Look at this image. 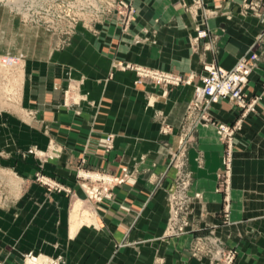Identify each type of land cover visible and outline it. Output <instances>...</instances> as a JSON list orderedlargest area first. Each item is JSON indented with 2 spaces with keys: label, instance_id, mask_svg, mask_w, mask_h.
<instances>
[{
  "label": "crops",
  "instance_id": "obj_1",
  "mask_svg": "<svg viewBox=\"0 0 264 264\" xmlns=\"http://www.w3.org/2000/svg\"><path fill=\"white\" fill-rule=\"evenodd\" d=\"M128 1L139 12L132 31L97 24V34H80L63 48L51 45L45 31L10 16L14 52L7 59H18L12 64L19 69L20 89L14 110L0 115V165L14 173L21 188L12 206L0 209L2 264H26L22 255L30 252L64 255L63 264H200L191 247L210 225H217V234L236 248L237 264H264V60L246 87L249 98L263 99L235 138L228 221L222 216L223 194L217 191L225 144L215 127L199 126L188 164L193 172L189 194L201 197L193 201L190 231L167 238L166 189L175 175L170 151L178 147L193 85L137 83L135 71L114 68L120 60L200 77L204 62L214 60L231 69L243 55L264 53V5L256 17L241 14L242 0H204L197 9L189 7L195 0ZM207 7L218 11L208 19L215 52H194L190 41ZM212 112L219 122L231 124L242 109L223 99ZM162 125L170 131L163 134ZM112 133L114 147L106 152L99 139ZM200 153L203 165L197 162ZM82 157L86 168L123 172L128 181L114 187L112 197L87 199L77 179ZM38 171L89 202L94 226L82 228L81 222L75 227L71 197L47 192L34 179ZM166 172L168 179L159 188L154 177ZM86 234L93 237L89 250L82 246ZM31 264L41 263L32 259Z\"/></svg>",
  "mask_w": 264,
  "mask_h": 264
},
{
  "label": "rangeland",
  "instance_id": "obj_2",
  "mask_svg": "<svg viewBox=\"0 0 264 264\" xmlns=\"http://www.w3.org/2000/svg\"><path fill=\"white\" fill-rule=\"evenodd\" d=\"M10 1L12 4H14V2L15 3L19 2L18 3L19 7L22 9H29L27 11H29L30 15L27 17V15H24L26 11L22 12L20 10L13 9L9 5H6L5 2H9V0L0 1L1 9L7 11V12L5 11L0 12V115L2 114L8 115L11 113L12 110H14L15 108L14 106L17 104L19 98V89H20L19 69L17 66L12 64L11 59H7L8 57H12L14 52L10 44V39L12 37L11 30H13L11 28V23L13 20H11L10 22L11 19L10 16L13 17L12 19L16 18L18 22L23 26H29L32 28L45 31L46 33H48V35L51 38V45L54 43L56 44L55 45L56 47L63 48L66 46H70L74 42L75 37L80 34L82 35L85 34L86 32H92L94 34H97V32L99 31L98 28L96 27L97 24H103V25L115 24L117 27H119L121 33H128L129 31L133 30L132 27L133 22L137 20L139 15L137 4L128 0H10ZM120 1L127 3L129 5V10L131 8H133L134 10L132 12L127 11L125 15L120 14L119 13ZM247 2L248 0H242L241 11H240L241 14L244 16L254 15L256 17H259L254 13H251L250 11L246 10L247 7L245 6V4H247ZM261 2H262L261 4L262 7V5H264V0H261ZM192 6L196 7L197 9L199 7H203L204 5L197 4V0H195L194 3H192L189 7ZM207 10H212V8L207 7ZM217 14L218 13H216L215 15ZM194 15L197 16L198 13H195ZM212 16L214 15H211L210 17ZM210 17L205 18L203 14L202 15V18L204 19L203 23L199 25L202 27L203 26L207 27V29H209L208 38H203V39L199 38L200 29L199 27L195 28L196 33L190 41L192 51L194 52L200 51V49H204V50L209 49L210 51H214L213 45H216V38L210 32L211 29L208 24V19ZM128 19L130 21L127 24ZM263 36L264 33L260 37V39ZM203 40H208V42L204 43ZM258 54L260 58L257 61V66L255 67V69L259 67L260 61L264 60V53H258ZM210 62L216 64L214 60L205 61L203 64L204 73L200 77H198L196 74L190 76H182L180 74L167 71L165 69L151 68L168 74H173L174 76H180L182 78V82L179 85H184V84L193 85V96L188 102L186 108L184 123L182 125L183 132H181L178 147L176 150L170 151L171 158L169 161V167H173L175 169V175L173 177L172 185L166 189V198L169 209V216L167 219L166 227L163 231V238L181 236L190 231L192 226L191 215L193 212V201L194 199L200 198L201 193H197L194 196L189 194V190L193 182V172L189 168L188 152L189 149L193 147L196 143L197 129L199 126H213L217 130V124L222 123L219 122L213 115L212 112L213 105H212L209 110L212 114V121L210 123L206 124V122L203 119H200V122L196 124V126L191 125V122L193 121L194 118H197V116L199 115L202 116V114L199 111L193 110L191 109V107L197 98V89L199 88L202 82V77L205 74V68H204L205 63H210ZM122 64L130 65V67L123 69V66H121ZM138 66H142V65L133 64L130 62L123 63L120 60H117L114 64V68H119L118 70L129 69L135 71V68ZM144 81H150L155 84L166 85V86L167 85L179 86V85L166 84L164 82L158 83L156 80L150 78H146L142 82ZM255 98L259 99L257 103H259V101L263 99L261 95H258L249 98V102H251ZM244 111L245 109H242L240 116ZM244 123L245 121L243 122L241 129L239 131H236L232 139L223 138L219 135L220 139L225 144V153L223 157V165L219 169L217 175L218 178L217 191L223 194L222 216L223 219H225V222L228 221L227 215L230 210V202L232 201L230 195L231 185L230 184L228 185V177H227L228 169H226L227 164L225 162L226 161L228 162V158H229L228 150L230 144L233 143V148H232L233 152H232V156L230 157L232 160L231 166L233 168V163L235 159V148H236L235 138L237 133H239L243 129ZM161 130L163 134H166L167 132L170 131V127H168L167 125H162ZM109 135L113 136V146H112L113 148L115 135L113 133ZM107 136L108 135L103 136L99 139L100 145L102 146L103 150L106 152L112 149L106 146L105 141ZM0 156H3L2 153H0ZM197 162L199 165H203L204 157L202 153L199 154L197 158ZM86 163H87L86 157H82L81 158L82 165L77 171V179L79 183L82 185L85 193L87 194V199L102 201L106 197L107 198L112 197L114 187L124 183L125 181H128L129 178L128 174H123V172L119 174H114L111 172H106L104 170L88 169L85 167ZM42 175L49 177L53 182L56 183L57 187L56 186L51 187L48 184L43 183L41 181ZM231 176L229 177L230 180H231ZM106 178L112 179V181H109ZM130 178L133 179V175ZM34 179L37 183L43 185L47 192L67 193L72 199L71 212H74L75 205L77 204V202L81 201L82 205L80 207L79 212L81 214L82 217L81 219L83 221L81 225L82 228L90 229L92 226H94L95 220H94V211L92 205L86 200H83L80 196L78 197L75 191H73V189L66 186L59 179H56L55 177H51L50 175L45 174L43 171H38ZM167 179H168L167 172L160 173L154 177V181L159 188L160 186L163 185V183ZM13 180H15L14 183L12 182ZM17 180L18 179L10 169H7L0 165V209H9L12 206L13 201L17 197L16 196L18 193L17 190H20L21 188L20 183L16 182ZM174 211H178V217L174 216ZM186 219H189L188 225H184L183 223L184 221H186ZM216 227L217 225H210L206 233L197 235L195 237L194 246L191 247V251H190L192 256L195 257L200 264H206L208 262L213 261V256H214L213 253L217 251L218 249L217 247H195L198 238L200 237L202 238L203 236L207 237L213 235L214 237H216L221 241L219 242L221 243L222 246L220 247L221 249L225 250L226 252L233 251L236 253V259L234 260L235 261L234 264H237L238 252L236 248L227 246L225 241L217 234ZM92 241H93V237H91L90 234H86L85 236H83L82 246L87 247V249L89 250ZM56 249H58V247H56ZM195 252H197V255L194 254ZM68 256L70 258V254ZM65 257L66 256L64 255H60L59 257H53L43 254H33L31 252L22 255V258L24 259L26 264H31L32 259L38 261L41 264H63ZM220 263L221 262H214L213 264H220ZM0 264H2V259H0Z\"/></svg>",
  "mask_w": 264,
  "mask_h": 264
},
{
  "label": "built area",
  "instance_id": "obj_3",
  "mask_svg": "<svg viewBox=\"0 0 264 264\" xmlns=\"http://www.w3.org/2000/svg\"><path fill=\"white\" fill-rule=\"evenodd\" d=\"M18 3L12 4L16 10L26 11L27 17L30 15L29 9H22L19 7ZM120 11L119 13L125 15L127 11L132 12L134 9L131 8L129 10V5L125 2L120 1L119 3ZM197 4L205 5L204 0H197ZM261 0H248L245 6L247 7L246 10L254 13L257 16L261 15ZM218 13L216 9L207 10L203 9L204 17H210L211 15H215ZM24 15H26L24 13ZM129 19L127 20V24L129 23ZM200 33L199 38H208L209 37V29L207 27H199ZM258 53H251L250 55H243L241 56L235 66L231 69H226L222 66H219L213 62L205 63V74L202 77V82L197 89V98L192 105L191 109L199 111L202 116H197L191 122V125L196 126L200 122V119H203L206 124L212 121V114L209 111L211 106L215 103L220 102L223 99H229L233 101L238 107L241 109H245L241 116H239L234 123H218L217 124V131L218 134L223 138L232 139L236 131H239L242 127L245 117L251 113L256 111V106L258 102V98H255L251 102H249V97L246 92V86L250 80V76L254 71L255 67L257 66V61L259 60ZM123 69L129 68L130 65H121ZM137 73L138 79L137 83H141L144 79L150 78L156 80L158 83L164 82L166 84L171 85H179L182 82V78L180 76H174L173 74H168L159 70H154L151 68H146L143 66H138L135 68ZM106 146L108 148H112L113 146V136L108 135L106 137ZM233 143L230 144L228 150V162L226 169H228V185L230 184V168L232 164L231 156ZM41 181L45 184H48L51 187H57L56 183L53 182L49 177L41 176ZM112 181V180H110ZM59 187V186H58ZM174 216L178 217V211H174ZM184 225H188L189 219L183 222ZM221 242L219 239L211 236H203L202 238H198L195 247H217V251L213 253V261L208 262L206 264H213L214 262H221L220 264H234L236 259V253L233 251L226 252L225 250L221 249ZM207 251V249H206ZM197 255V252L194 253Z\"/></svg>",
  "mask_w": 264,
  "mask_h": 264
},
{
  "label": "bare ground",
  "instance_id": "obj_4",
  "mask_svg": "<svg viewBox=\"0 0 264 264\" xmlns=\"http://www.w3.org/2000/svg\"><path fill=\"white\" fill-rule=\"evenodd\" d=\"M1 1V0H0ZM7 1V0H6ZM17 3H19V2H17ZM5 4L6 5H9V6H11L12 8H15L13 5H12V3H11V1L9 0V2H5ZM16 5H18V4H16ZM25 14L27 15V13L25 12ZM11 61L13 62V63H17L18 62V59H11ZM231 168H232V166H231ZM230 168V169H231ZM231 173V170H230V172H229V174ZM107 180H112V179H108V178H106ZM81 205H82V203H81V201H78L77 202V204L75 205V210H74V212H73V223H74V226L76 227V226H78L81 222H83L82 220H80L81 219V214H80V212H79V210H80V207H81Z\"/></svg>",
  "mask_w": 264,
  "mask_h": 264
}]
</instances>
